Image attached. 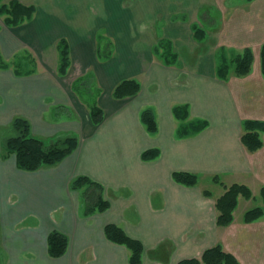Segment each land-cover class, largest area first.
I'll use <instances>...</instances> for the list:
<instances>
[{
  "label": "crops",
  "instance_id": "crops-1",
  "mask_svg": "<svg viewBox=\"0 0 264 264\" xmlns=\"http://www.w3.org/2000/svg\"><path fill=\"white\" fill-rule=\"evenodd\" d=\"M18 1L35 14L18 27L0 16V264H129V250L105 236L110 224L143 243V264L200 259L219 244L240 264H264V219L243 222L254 198L240 199L226 228L216 208L228 185L244 184L256 198L264 186V148L253 154L242 144L244 122L264 121V0ZM196 27L206 32L202 41ZM62 40L70 46L66 76L58 72ZM161 41L172 44L175 65L154 53ZM101 42L110 46L108 59L100 58ZM246 49L254 54L251 74L219 79L218 64ZM88 77L91 88L75 92ZM128 80L140 93L117 99L114 90ZM93 103L105 114L98 126ZM179 106H188V122L208 127L179 139ZM147 109L157 118L154 135L141 120ZM18 117L34 137L76 136L79 145L56 166L20 170L4 150ZM150 149L160 157L143 161ZM175 172L198 174L200 183L182 186ZM83 176L103 187L106 212L85 216L83 192L71 190ZM54 231L70 242L59 259L48 254Z\"/></svg>",
  "mask_w": 264,
  "mask_h": 264
},
{
  "label": "trees",
  "instance_id": "trees-1",
  "mask_svg": "<svg viewBox=\"0 0 264 264\" xmlns=\"http://www.w3.org/2000/svg\"><path fill=\"white\" fill-rule=\"evenodd\" d=\"M35 14L33 6H25L18 0H0V16L4 17V23L8 27H18L32 19ZM206 36V32L196 27L194 37L197 41H202ZM109 45L104 44V48L100 49V58H110ZM59 66L58 72L60 76H66L71 67L70 46L66 40H62L58 44ZM154 53L158 55L161 61L168 66L175 65L178 60L177 54L174 52L172 44L167 41H161ZM254 63V54L251 49H246L242 53L237 54L231 60H222L217 66V77L221 80H227L234 75L238 78H244L251 74ZM25 69L24 66H19ZM26 67V66H25ZM261 67L264 76V45L261 50ZM30 72H27L29 74ZM19 74V73H18ZM94 77L80 80L74 84V91L80 95L85 94L91 88ZM141 86L138 81L128 80L119 84L114 90V96L117 99H126L137 96L140 93ZM90 97H94L91 91ZM175 117L180 121L177 130V137L184 139L201 133L208 127V123L203 120L188 122L189 108L188 106L175 107ZM104 111L93 103L91 106V119L95 126L100 125L104 121ZM141 120L146 127L148 133L154 135L158 132V122L153 110H144L141 114ZM15 135L6 139L4 150L6 156L15 155L17 159L18 169L35 172L43 167H53L60 164L64 159L71 155L79 145V139L76 136H62L49 140L34 137L31 133V126L28 120L18 117L11 126ZM264 135V122L248 120L244 122V134L242 143L251 153L257 152L263 148L264 143L262 136ZM159 149H150L142 154L143 161H153L160 157ZM173 179L176 183L186 187H196L200 183L198 174L175 172ZM213 182H220L219 176L213 177ZM71 190L82 191L84 200L85 216H92L96 213L106 212L111 204L103 198V187L92 181L88 177H78L71 183ZM207 197H211L209 191L204 193ZM261 201L263 206L254 207L248 210L243 216L245 224H253L264 219V187L261 190ZM250 200L253 198L251 190L244 186L234 184L226 187V192L217 199L216 208L218 210L217 223L219 227L226 228L233 224L234 213L239 206V199ZM106 238L121 246H125L129 252V264H143V256L145 248L142 242L135 240L127 235V233L116 225H107L105 227ZM68 237L58 231L52 232L48 237V254L53 259H59L66 255L69 248ZM179 264H240V262L230 253L225 252L222 245H217L204 252L200 259L183 260Z\"/></svg>",
  "mask_w": 264,
  "mask_h": 264
},
{
  "label": "rangeland",
  "instance_id": "rangeland-1",
  "mask_svg": "<svg viewBox=\"0 0 264 264\" xmlns=\"http://www.w3.org/2000/svg\"><path fill=\"white\" fill-rule=\"evenodd\" d=\"M11 0H7V2H10ZM200 19H201V17H200ZM210 46L209 47H212L214 44L212 43V42H210V43H208ZM104 48V45L102 44V42L100 43V49H101V52H102V49ZM213 48V50L215 49L214 47H212ZM244 126V125H243ZM243 129H244V127H243ZM15 135V132L11 129V131L10 132H8L7 134H6V136H9V137H12V136H14ZM262 139H263V143H264V135L262 136ZM264 148V147H263ZM262 148V149H263ZM261 150V149H260ZM259 150V151H260ZM259 151H257V152H259ZM257 152H255V153H257ZM255 153H253V154H255ZM229 187H230V185H228ZM242 202H246V200L244 199H242ZM247 206H249V208H253V207H255V206H257V205H259V200H252V201H249L248 202V204H246ZM246 205H244V207H246ZM242 207V206H241ZM241 209V208H240ZM260 227V229L262 230V226H258V227H256V228H259ZM255 228V227H254ZM261 241H262V238H261ZM224 248V247H223ZM225 250V249H224ZM225 252H227V251H225ZM228 253V252H227Z\"/></svg>",
  "mask_w": 264,
  "mask_h": 264
},
{
  "label": "flooded vegetation",
  "instance_id": "flooded-vegetation-1",
  "mask_svg": "<svg viewBox=\"0 0 264 264\" xmlns=\"http://www.w3.org/2000/svg\"><path fill=\"white\" fill-rule=\"evenodd\" d=\"M263 122H264V121H263ZM243 134H244V132H243ZM242 136H243V135H242ZM242 144H243V143H242ZM244 147H245V146H244ZM263 147H264V146H263ZM245 148H246V147H245ZM246 149H247V148H246ZM250 153H251V152H250ZM254 153H255V152H254ZM219 177H220V182H219V183L222 184V182H221L222 177H221V176H219ZM212 179H213V178H212ZM234 184H238V183H234ZM234 184H232V185H234ZM222 185H223V184H222ZM232 185H230V187H231ZM238 185H244V184H238ZM244 186H246V185H244ZM226 187L228 188L229 186H226ZM246 187H248V186H246ZM263 187H264V186L261 187V190H262ZM261 190H260V192H259L258 198H256V197L253 196L254 200H259V205L255 206V207L263 206V203H262V201H261V195H260V194H261ZM253 198H252V199H253ZM240 199H241V200H242V199L244 200L243 197H240ZM240 199H239V204H240ZM252 199H250V200H252ZM245 200L247 201V199H245ZM238 207H239V206H238ZM253 208H254V207H253ZM253 208H250V209H253ZM250 209H248V210H250ZM248 210H247V211H248ZM247 211H246V212H247ZM235 212H236V211H235ZM246 212H245V213H246ZM245 213H244V214H245ZM234 219H235V218H234ZM261 220H262V219H261ZM233 223H234V222H233Z\"/></svg>",
  "mask_w": 264,
  "mask_h": 264
}]
</instances>
